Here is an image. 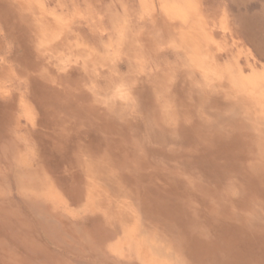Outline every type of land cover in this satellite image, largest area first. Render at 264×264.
Returning <instances> with one entry per match:
<instances>
[{"label": "rangeland", "instance_id": "374dc122", "mask_svg": "<svg viewBox=\"0 0 264 264\" xmlns=\"http://www.w3.org/2000/svg\"><path fill=\"white\" fill-rule=\"evenodd\" d=\"M0 264H264V0H0Z\"/></svg>", "mask_w": 264, "mask_h": 264}]
</instances>
